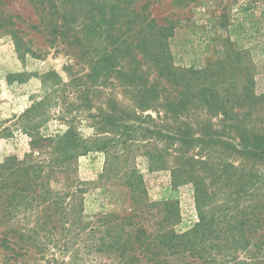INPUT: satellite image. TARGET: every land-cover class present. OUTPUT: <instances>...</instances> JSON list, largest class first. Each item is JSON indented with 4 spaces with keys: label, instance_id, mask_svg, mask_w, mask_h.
I'll list each match as a JSON object with an SVG mask.
<instances>
[{
    "label": "rangeland",
    "instance_id": "374dc122",
    "mask_svg": "<svg viewBox=\"0 0 264 264\" xmlns=\"http://www.w3.org/2000/svg\"><path fill=\"white\" fill-rule=\"evenodd\" d=\"M167 75L212 90L216 106L182 104ZM69 129L92 149L52 189L82 190L81 222L38 255L0 248V264H136V247L109 242L137 205L167 201L176 233L230 238L213 264H264V162L240 137L264 134V0H0V163Z\"/></svg>",
    "mask_w": 264,
    "mask_h": 264
},
{
    "label": "trees",
    "instance_id": "16d2710c",
    "mask_svg": "<svg viewBox=\"0 0 264 264\" xmlns=\"http://www.w3.org/2000/svg\"><path fill=\"white\" fill-rule=\"evenodd\" d=\"M166 79L168 84L172 83L180 88L177 93L182 104L189 105V102L195 101L207 107L216 106L218 95L212 90L197 86V81L196 84L193 79L186 78L171 81L170 75ZM33 108L35 107L26 112L27 115ZM248 132L251 134L250 138L246 137ZM240 137L245 144L243 148L246 149V155L264 162V134L245 131ZM31 146L33 149L39 148L38 156L33 153L21 160L16 156H9L0 163V248L13 253L17 251L20 255L32 250L38 255L44 250L47 241L54 238L56 241L60 240L56 235L68 232V227L81 222L76 215L80 216L78 207L83 200L82 190L78 188L72 192L69 186L66 191H54L52 179L59 168L69 169L77 156L92 149L80 140L73 129L54 138L34 137ZM107 147L105 144L94 146L96 151L106 152L111 157ZM137 187L136 200L140 201L144 199V192ZM131 191L135 194L133 187ZM176 206L169 201L160 205L147 202L137 205L136 221L133 220L134 214H130L123 219L125 222L121 225L124 228L128 221V226L132 229L126 235L113 234L110 247H136V264L143 261L150 264H176L177 261L188 263V258L195 260L196 264H213L214 258L210 256L212 250L220 248L225 241L223 247H226L230 238L223 232L203 231L201 225H196L193 230L184 234L176 233L172 228L178 217ZM106 218L103 215L98 220V225L91 231L92 236L99 231L102 235L105 233L103 226L107 223ZM258 222L264 225V218H260ZM115 228L112 227L114 232ZM243 239L245 242V236ZM97 241L101 247L107 245L104 236ZM126 250L129 249L123 248L122 254L125 255Z\"/></svg>",
    "mask_w": 264,
    "mask_h": 264
}]
</instances>
